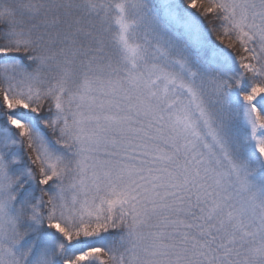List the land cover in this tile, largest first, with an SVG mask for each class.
I'll list each match as a JSON object with an SVG mask.
<instances>
[{
	"label": "snow or ice",
	"instance_id": "6c2138e0",
	"mask_svg": "<svg viewBox=\"0 0 264 264\" xmlns=\"http://www.w3.org/2000/svg\"><path fill=\"white\" fill-rule=\"evenodd\" d=\"M0 264H264V0H0Z\"/></svg>",
	"mask_w": 264,
	"mask_h": 264
}]
</instances>
